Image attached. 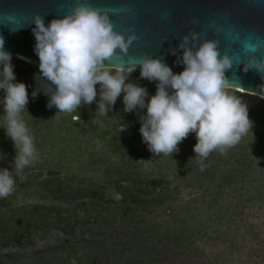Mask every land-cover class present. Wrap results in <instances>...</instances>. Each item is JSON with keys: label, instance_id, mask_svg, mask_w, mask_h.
<instances>
[{"label": "rangeland", "instance_id": "1", "mask_svg": "<svg viewBox=\"0 0 264 264\" xmlns=\"http://www.w3.org/2000/svg\"><path fill=\"white\" fill-rule=\"evenodd\" d=\"M11 63L16 79L21 76V82L39 75L37 64L14 57ZM127 82L146 88L149 96L155 94V82L140 79V70L134 71ZM39 83L43 86L45 82ZM35 84L38 85L34 79ZM97 91L98 101L99 86ZM225 91L239 96L248 105L249 119L254 124L253 135L249 132L235 146L213 151L203 164L193 152L194 133L189 134L178 145L179 151L171 156H158L148 151L139 136V120L144 111L125 113L122 95L105 116L97 111L95 102L82 104L84 108L80 107L78 112L51 114L35 107L33 103L39 97L33 99L29 94V101L33 102L27 110L28 115L22 116L34 132L52 118L56 126L65 129L71 125L73 117H79L74 120L80 122L84 116L90 118L92 130L81 125L73 127V135L66 136L63 132L57 139L52 137L48 141L34 138L36 159L25 170L13 171V193L0 199V229L7 227L12 231L20 220L19 227L36 225L40 233L33 246L22 247L16 243L3 246L0 243V264H211L207 258L214 251L215 254L218 252L217 245H192L191 224L185 218L188 211L170 215L169 210L173 206L199 208V199L204 192L201 185L224 182L230 176V170L242 169L247 163L244 150L247 149L249 155L251 151L247 147L252 139L259 132L264 133V98L232 89ZM0 107V115H3ZM3 123L0 118V126ZM112 128L124 133L126 138L125 144L121 140L123 146L117 154L108 145L111 135L106 131ZM76 136L82 139V144L74 146L68 142L64 145L60 140L61 137L71 140ZM7 145V149L15 151L13 144ZM12 153H3L2 162L12 163L15 156ZM240 157L242 160L237 162ZM259 163L252 171L248 169L250 179L259 175ZM127 168L132 169L133 175L124 180L119 173ZM160 176L176 178L177 182L164 185V191L153 186L141 190L140 187H145L140 185L142 182L146 184ZM235 177L229 179L232 181ZM253 221L250 217V223ZM261 222L264 230V218ZM166 228L177 229L181 231L180 235L163 242ZM233 259L230 264H258L259 261L254 252L246 248L237 250Z\"/></svg>", "mask_w": 264, "mask_h": 264}, {"label": "clouds", "instance_id": "2", "mask_svg": "<svg viewBox=\"0 0 264 264\" xmlns=\"http://www.w3.org/2000/svg\"><path fill=\"white\" fill-rule=\"evenodd\" d=\"M33 24L39 75L34 77L38 87L31 96L35 99L42 93L48 97L46 106L55 108L57 113L78 112L82 104L95 102L97 111L107 116L122 95L125 113L144 111L139 133L148 151L171 156L194 133L193 152L201 164L213 151L233 147L252 133L254 124L249 119L248 105L225 91V71L233 64L228 56H220L217 42L205 41L197 48V33H191L190 38L184 36L178 46L181 55L175 62L184 70L175 74L160 59H141L124 65L123 58L135 35L125 39L114 31L107 12L83 3L47 26L39 15L33 18ZM171 54L176 56V51ZM11 61L12 55L4 51V40L0 38V106L4 113L0 115L4 122L0 129L15 150L12 171L0 168V199L13 193V171L23 170L36 159L34 138L22 116L28 115V86L17 81ZM137 66L140 79L155 82L154 95L149 96L147 89L137 83L127 82ZM252 69L264 77V60H250L243 70ZM41 81L45 82L43 86ZM4 158L5 154L0 153V160Z\"/></svg>", "mask_w": 264, "mask_h": 264}, {"label": "water", "instance_id": "3", "mask_svg": "<svg viewBox=\"0 0 264 264\" xmlns=\"http://www.w3.org/2000/svg\"><path fill=\"white\" fill-rule=\"evenodd\" d=\"M81 3L107 12L114 31L125 39L135 35L124 65L160 59L179 74L184 68L175 63L181 55L178 46L184 36L190 38L195 32L197 48L205 41L217 42L220 56L232 61L233 67L225 71V89L264 98V77L255 69L243 70L250 60H264V0H0L4 51L38 65L33 18L43 17L47 26ZM173 50L176 56L171 54Z\"/></svg>", "mask_w": 264, "mask_h": 264}, {"label": "trees", "instance_id": "4", "mask_svg": "<svg viewBox=\"0 0 264 264\" xmlns=\"http://www.w3.org/2000/svg\"><path fill=\"white\" fill-rule=\"evenodd\" d=\"M21 80L20 76V79L17 81L21 82ZM22 83L28 86L27 90L30 95L32 91L38 87V85H34V79L29 78V80L25 82L22 81ZM37 97H39V100L33 103L35 107L50 111L51 114L56 115L57 110L55 108L49 109L46 106L48 97L45 95L42 96V93L38 94ZM31 102L33 101H29L27 110L30 109L29 106ZM83 108L84 106L81 107V109ZM70 122L71 125L63 129L60 128V126H56V122L52 118L42 123L44 127L36 129L35 132L31 126H28V128L30 133L34 135L33 138L41 139L42 141L51 140L52 137L53 139H57V137L63 135V132H65L66 136L73 135L71 131L75 126H88V130H92V122L87 116L81 117L80 122L74 119H71ZM92 132L96 134L97 130H93ZM106 134L111 135L108 145L109 147H113V152L117 154L118 150L123 146L121 140L125 144V134L117 132L115 128L106 131ZM106 134L104 133L105 136H107ZM139 136L141 135L139 134ZM0 140H2L0 141V153H15V151L7 149V144L11 145L12 142L6 137L3 129H0ZM60 140L64 145H67L66 143L68 142H70V144L72 142L74 146L83 143L82 139L78 136L71 140H68L66 137H61ZM252 140L253 141H250L251 143L249 144L250 147H247L251 153L248 155L246 153L247 149L244 150L245 155H247L245 158V162L247 163L242 169L235 172L230 170V176L225 178L224 182L218 184L208 182L207 184L201 185L204 192L199 199V208L191 210L189 207L182 209L179 206H173L169 210L170 215H182L185 210L188 211V215L185 218H187L191 224L190 240L192 242L190 243L192 245H217L218 252L215 254V251H212V256L207 258L211 264H230L235 260L233 258L237 250L239 251V249L242 248L254 252L259 259L257 263L264 264V230L261 226V221L264 218V133L259 132ZM241 158L242 157H240L237 162H240L242 160ZM2 161L3 160H0V163L5 165L9 171H12L10 167L12 163ZM257 161L260 162L259 169L257 170L259 175L253 180L250 179V174L247 171L248 169L251 170L252 167H257ZM255 162H257V165L254 164ZM0 168L4 167L1 165ZM25 169L26 167L23 170ZM127 169L122 172L119 171V174L125 178L124 180H126L128 176L133 175L131 172L132 169ZM231 177H235V179L231 181L229 179ZM176 180V178L168 179L166 176H160L155 181L147 182L146 184L140 182V185L145 186L144 188H140L142 190L147 188V186H153L161 187V190L164 191V185L171 186L177 182ZM49 182L50 181H47L46 184H49ZM44 186L46 185L42 184V187ZM85 204L87 205V203ZM3 206L5 205L3 204ZM250 217H253L254 220L251 223ZM15 225L16 227L12 231L7 230V227L6 229H0L1 245L4 246L10 243H16L22 247H27L28 245L33 246L40 233L36 225L33 227L29 226V228L19 227L17 223ZM180 232L181 231L177 229L171 230L166 228L163 234V242L171 240L172 238L177 239L175 237L179 236Z\"/></svg>", "mask_w": 264, "mask_h": 264}]
</instances>
